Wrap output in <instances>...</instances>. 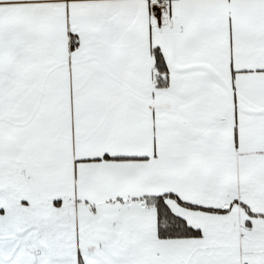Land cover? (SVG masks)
Returning a JSON list of instances; mask_svg holds the SVG:
<instances>
[{
	"label": "snow or ice",
	"instance_id": "snow-or-ice-1",
	"mask_svg": "<svg viewBox=\"0 0 264 264\" xmlns=\"http://www.w3.org/2000/svg\"><path fill=\"white\" fill-rule=\"evenodd\" d=\"M0 264H264V0H0Z\"/></svg>",
	"mask_w": 264,
	"mask_h": 264
}]
</instances>
